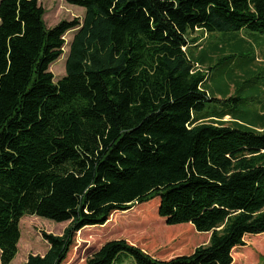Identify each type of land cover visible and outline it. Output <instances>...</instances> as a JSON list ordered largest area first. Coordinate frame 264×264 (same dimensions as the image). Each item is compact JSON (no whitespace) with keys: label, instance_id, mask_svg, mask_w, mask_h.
Masks as SVG:
<instances>
[{"label":"trees","instance_id":"obj_1","mask_svg":"<svg viewBox=\"0 0 264 264\" xmlns=\"http://www.w3.org/2000/svg\"><path fill=\"white\" fill-rule=\"evenodd\" d=\"M66 2L83 21L47 28L37 0H0V264L15 258L25 216L68 224L42 232L46 252L22 264H63L83 228L153 199L166 225L208 242L158 259L110 240L83 264H232L246 235L264 234V124L204 112L217 100L190 35L264 33V0Z\"/></svg>","mask_w":264,"mask_h":264},{"label":"rangeland","instance_id":"obj_2","mask_svg":"<svg viewBox=\"0 0 264 264\" xmlns=\"http://www.w3.org/2000/svg\"><path fill=\"white\" fill-rule=\"evenodd\" d=\"M37 1L44 9L43 20L47 28L60 21L78 19L81 23L84 19V9L70 5L66 0ZM74 33L72 30L64 35L63 54L49 68L55 82L65 74V60ZM193 38L197 42L190 53L204 61L201 66L207 73L205 88L212 99L217 100L206 102L204 112L224 110L237 123L263 125L264 117L260 119L258 116L261 108L264 113V33L246 29L211 33L195 30L190 35V39ZM222 121L231 123L229 117ZM157 208L158 199H153L128 211L113 213L103 226L83 228L76 234L75 245L63 264H83L110 240H126L158 259L189 254L195 247L208 242L206 238L210 234L197 233L190 224L166 225L165 220L157 215ZM67 224L35 216L23 217L19 222L18 252L10 264H22L28 255L45 253L48 246L41 233L59 235ZM182 240L189 246L180 250L182 244L177 246V242ZM244 241L245 246L232 251V264H264V234L246 235ZM129 262L130 259L125 264Z\"/></svg>","mask_w":264,"mask_h":264},{"label":"crops","instance_id":"obj_3","mask_svg":"<svg viewBox=\"0 0 264 264\" xmlns=\"http://www.w3.org/2000/svg\"><path fill=\"white\" fill-rule=\"evenodd\" d=\"M260 113H262L263 112V109L261 108L260 110ZM226 117H229V116H226ZM230 118V117H229ZM231 123H232V121H231ZM231 123H229V124H231ZM257 127H261L260 125H258ZM256 130H258V129H256ZM60 235V234H59ZM208 238H209V235L207 236V238H206V242L208 241ZM44 254V253H43ZM43 254H41V255H43ZM25 262V261H24Z\"/></svg>","mask_w":264,"mask_h":264}]
</instances>
